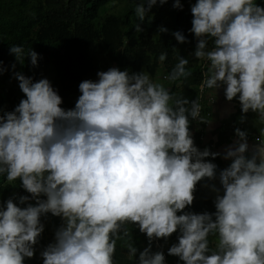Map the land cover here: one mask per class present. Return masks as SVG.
<instances>
[{"label": "clouds", "instance_id": "clouds-1", "mask_svg": "<svg viewBox=\"0 0 264 264\" xmlns=\"http://www.w3.org/2000/svg\"><path fill=\"white\" fill-rule=\"evenodd\" d=\"M166 2L138 0L136 32L144 31L153 6ZM172 7L184 4L173 0ZM190 10L192 55L204 68L199 89L216 99L222 87L227 100L237 99L241 123L255 113L254 144L247 129L236 127L223 153L230 163L218 171L207 158L221 154L201 150L190 130L193 121L210 122L201 115L204 96L174 92L146 69L112 66L82 80L74 106L65 108L48 78L34 80L13 62L24 96L0 114V176L19 179L31 195L0 203V264L34 256L45 228L41 217L49 213L62 223L40 251L42 264H117L118 242L133 264H166L164 242L173 233L177 242L167 251L183 264H264V4L195 0ZM168 31L158 26L157 32ZM172 36L187 42L182 31ZM9 51L16 62L30 57L37 65L33 48L12 44ZM166 56L161 52L159 60ZM177 61L164 81L192 75L187 57ZM202 180L212 182L205 187L215 211L185 210ZM133 227L147 236L143 250L134 244Z\"/></svg>", "mask_w": 264, "mask_h": 264}, {"label": "trees", "instance_id": "trees-1", "mask_svg": "<svg viewBox=\"0 0 264 264\" xmlns=\"http://www.w3.org/2000/svg\"><path fill=\"white\" fill-rule=\"evenodd\" d=\"M138 0H0V114L12 110L24 96L18 81L12 76L11 68L21 71L34 80L46 77L63 98V107L74 106L80 95L78 85L84 79H97V72L117 66L130 71L146 69L153 79L168 85L174 92L196 98L201 81L200 61L192 53L196 37L189 31L192 13L190 6L195 0H181L184 8L172 7L173 0L164 5L157 4L141 23L144 29L136 32L140 23L135 15L134 5ZM261 3V0L257 1ZM165 26L168 32H157L158 26ZM182 31L187 42L180 43L172 36L173 31ZM23 45L25 51L33 48L38 53L37 65L26 57L23 64L15 61L10 45ZM167 52L161 62L159 55ZM189 59L192 75L178 81H164V75L177 63L178 56ZM162 73V77L157 76ZM206 91V89H205ZM201 124L193 121L190 130L195 144L202 150ZM212 159L220 166L219 157ZM211 181L197 183L194 201L185 210L194 212L215 211L214 194L205 187ZM219 185V181H215ZM26 191L19 179L8 182L0 176V203ZM179 214V213H178ZM133 240L138 250L148 246L147 236L133 227ZM177 242V233L164 243L166 250ZM118 245L123 246L120 242ZM153 245V244H152ZM167 251V250H166ZM164 252L166 264H183L179 258ZM138 256V253H137Z\"/></svg>", "mask_w": 264, "mask_h": 264}, {"label": "crops", "instance_id": "crops-1", "mask_svg": "<svg viewBox=\"0 0 264 264\" xmlns=\"http://www.w3.org/2000/svg\"><path fill=\"white\" fill-rule=\"evenodd\" d=\"M258 1V0H257ZM264 4V0H261ZM162 77V73L157 76ZM202 104V112L208 123L198 121L201 126V145L208 147L212 152H218L219 162L221 167H227L230 163L229 160L223 159V153L226 147L233 143L236 139L234 129L240 127L242 130L249 131V144L250 147L254 144V137L258 135V129L254 126L256 114L249 112L246 115L247 119L241 123L239 118L242 115L240 103L237 99L229 101L225 98L223 88L217 90L216 99L208 95L206 89L204 100ZM31 203H35L33 200ZM42 223L45 228L41 234L38 244L35 246L36 251L32 258H25V264H42V257L40 251L43 250L47 244L54 240L55 229L62 223L61 218L53 216L51 213L45 217H41ZM127 249L117 244L115 259L117 264H133L126 258ZM138 259V257H136Z\"/></svg>", "mask_w": 264, "mask_h": 264}, {"label": "built area", "instance_id": "built-area-1", "mask_svg": "<svg viewBox=\"0 0 264 264\" xmlns=\"http://www.w3.org/2000/svg\"><path fill=\"white\" fill-rule=\"evenodd\" d=\"M203 71H204V68L202 67V62L200 61L201 80L203 79ZM204 93H205V91L203 93H201V91L199 89V85H198V96L201 98V100L203 99ZM21 195H29L30 196L31 194L24 191L21 193ZM32 201H30V202H32ZM158 242H159L158 240H155V244H158Z\"/></svg>", "mask_w": 264, "mask_h": 264}, {"label": "rangeland", "instance_id": "rangeland-1", "mask_svg": "<svg viewBox=\"0 0 264 264\" xmlns=\"http://www.w3.org/2000/svg\"><path fill=\"white\" fill-rule=\"evenodd\" d=\"M167 249H168V248H167ZM167 249H166V250H167ZM166 250H165V251H166ZM166 252H167V254H168V251H166Z\"/></svg>", "mask_w": 264, "mask_h": 264}]
</instances>
